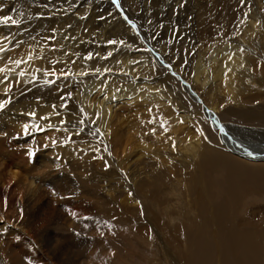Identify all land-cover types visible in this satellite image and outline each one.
<instances>
[{"label":"rangeland","instance_id":"rangeland-1","mask_svg":"<svg viewBox=\"0 0 264 264\" xmlns=\"http://www.w3.org/2000/svg\"><path fill=\"white\" fill-rule=\"evenodd\" d=\"M24 1V3H21L22 0H18L17 5L13 7V10L17 16L20 14L19 17H16V20L18 19L20 24H18V26H14L15 28L13 25L11 26L10 23L8 25L13 28V34L18 35V38L16 39V43L7 49L5 54L6 57L4 55L3 61L6 63L2 62L0 66L2 68L4 67V70L6 68V73H18L17 75H19L20 71H24L25 73L30 72L28 75H31L32 77L33 82L31 89L34 88L33 90H36L37 87L43 85L45 88L48 86V90L50 91L48 92L49 96L46 95L44 100H42L40 96L33 92L34 95H32L29 99H20L18 101V105L21 103L24 105L23 106L21 104V106L24 107H22L23 114L27 111L25 113V117H28L33 121L37 117H44L46 118V121L50 123H48L45 128V132L47 133L48 137L49 134L50 136L52 135L45 143L46 145H49L50 149L53 148V146L59 147V145L70 147L69 144H72L70 143L71 141H69L70 135L67 133L65 135V130L63 131L64 133L62 132L64 135H62L60 131L59 132L61 134H59V127L54 125V121L56 119L57 121L61 119H63V121H69L75 119L78 115L76 111L73 113V109L76 108V105L71 93L73 89L75 90L76 83L69 85L70 82L67 79L58 83L56 81L53 82V79H57L56 76L45 75L43 70L47 69L50 73L55 72L56 74H59L60 71L70 72L72 69L74 70L77 64L79 67L84 66V68L86 65H92V67L95 65L94 67L96 69H101L104 66L108 67L112 63H116L118 65L119 62H123L125 60L142 63L144 61L140 58H150L151 54L147 49L146 44L144 45V42L140 38L138 39L136 34L133 33L131 35L129 31L127 32L129 34L125 33L126 31L124 29H126V27H124L122 14L116 8L113 0ZM253 1L255 0H244L243 3L241 0H119V4L128 14V19H130V21L135 24L136 30L139 29L144 41L149 43L153 49L161 54L164 60H166L178 70L181 69L185 76L187 74L190 77L193 74L192 69L195 68L194 61L197 60L196 56H198L196 54H200L203 49H206L208 44H210L209 42L212 43L213 40L218 41L219 38H222L223 41H227V39L230 38L229 36L232 35L238 41V35L232 33V31L242 32L245 29L250 28L246 21L247 15L242 18V13L245 14L248 12V16L250 14L252 17H254L256 16V12L254 11L255 7V9L257 8L258 10L257 14H262H260V20L262 23H264V0H259V3L255 2L257 3L254 4L255 6L253 5ZM230 4H233V6L235 5V8L233 6V8L230 7ZM1 5L2 4L0 2V6ZM1 10L2 9L0 7V11ZM231 10H234L233 12L235 14L231 12ZM19 11L21 13H19ZM237 12L240 13L238 14ZM257 19L259 18L257 17ZM256 24H258V22H256ZM125 25L128 27L129 24L127 25L125 23ZM23 28L28 31L24 30ZM128 28L132 30L130 26ZM17 31L22 32H19L18 34ZM25 32L31 33V37L28 36L30 38L29 40L23 39L22 34ZM260 33L263 37H260V40L256 38L255 43L257 45L252 46V51L258 54H252L255 57V60L253 61L254 65L252 66L251 71L252 73L248 78L244 79L242 85L237 83V86H234L237 87L239 93L241 94V97H239L237 101H234L230 98L229 91H231V89H228L225 86V81L222 82L220 86L219 93L221 94V97L214 95V97L212 96L210 102L207 97L204 99V90H201L200 88L197 89L204 101H206L209 107H211L216 112L217 116L222 122L233 123L241 126L264 128V62L262 61V54L260 53L262 49H264V29H260ZM53 36L54 39H49ZM134 36L136 37L134 38ZM86 38L90 39V42H83L86 40ZM113 40L117 43L109 44V41ZM55 41L59 46L55 44ZM260 44L263 45L261 46ZM32 45H34L33 48ZM201 45H203L205 48ZM23 48H27V50L25 49V51ZM107 50L112 53V56L105 59V57L108 55ZM141 50L143 51V54L140 53L142 52ZM144 51H146V53ZM89 53H91L93 56L91 60L87 59ZM22 55H25L26 57L24 58ZM131 58H135V60H132ZM13 59L23 60L25 63L17 66L15 65L14 61H12ZM28 61L31 66L27 63ZM157 61L158 60L153 59L156 74L153 75L151 82L156 86L157 93L160 94L158 99H160L161 103L156 99L155 100L157 102L154 101V99L148 96V92H150L148 89H136L131 93V98H129L130 100H135V102L129 104V106H123V108L121 106L116 110L118 117L117 119H114L110 122V132L107 130L109 135L108 144L106 146L101 145V136H96L93 129L89 131L87 129H83L84 131H87L84 133L85 137L80 139V141L78 140L80 146L77 145V148H73L76 156L77 151L82 148L81 143L94 145L93 149L84 148L81 152V155L83 153L86 154V152H90V156L88 155L86 158H84L85 163L88 165L87 172H89V174L87 176L90 177L77 178L79 180L77 185L79 186L80 192L74 193V195L77 196L78 200L85 202L87 205L96 207L95 210H99L100 214L106 221H109L106 215L108 209H112L111 213L113 211L117 213L115 217L112 218L114 221H116V223L113 222L109 224L108 222H104L100 217L101 224H99V226L100 228H106L107 230L109 229L108 244L110 243V248H112V251L115 253V255H117L114 257L112 254L113 256L110 257V260L106 258L105 262L108 260L107 264H113L114 260H116V263L118 262L120 264H169L168 258L170 256H172L170 257L171 259H173V257L177 259L179 258V261L183 260L184 264H189L185 259H182V257H192L196 259L195 256H184L183 249L179 251V248L186 243L187 239L185 236L188 233H194L190 229L192 226L189 224V222H187L189 218L182 219L185 213L191 212L192 216L193 212H197L194 209L196 207L195 204L194 206L191 204L194 199V195L188 192V184L184 179V174L193 170L194 165L197 164L199 157L197 155L190 154V150H185V147L173 149V154H171L173 155V161L169 162L170 167L167 169V172L162 175L159 171L160 173L158 172V174L154 176L158 185L150 186L152 190L149 188V185H146L147 187L145 186L139 191L134 189L135 191L133 190L129 194L124 193L123 191L118 192V195L115 196V202H120V200L124 202V204H121L120 208L118 209H116V204H113L112 202L110 203L106 195L103 194L98 188L100 185L106 183L97 182L98 179L95 178L98 177V174H100V170L101 172L105 171L109 173L111 175L110 177H113L114 181V177L122 175V172L124 171L117 159H120L121 156L123 162H127L128 151L131 146L134 145L133 147H136L139 145V142L148 141L149 144H152L150 145L151 149L163 148L161 147L163 143H173V135H177L176 133L180 132L181 129H189L191 137L201 138L202 140L205 138L204 141H206V143L208 142V144L216 145L221 150L223 149V151L227 150L225 148L227 146L224 145V147L220 142L217 128H215L211 120L205 115V110L202 108L201 102H197V98L194 100L192 96H190L188 93H185L179 79L174 78L173 80V74L170 73L169 66H163V64ZM8 67L9 69H7ZM157 76H159L160 82L156 80ZM98 82L97 80L94 82L88 81L79 83L76 86V90L81 92H79L80 95H92L98 92L95 94V96L93 95L94 98L89 97L91 99L95 118L100 116L101 106L98 104V99H102L104 97V95L99 96L101 93L100 90L104 89L111 92L113 91V88L109 84H104L102 81ZM72 86L74 87L72 88ZM167 88L171 89V92H167ZM18 94L21 95V90L19 89L16 95ZM180 101H182V103H180ZM31 102L35 103L32 104ZM239 109L242 111L246 110L245 112L247 113L250 112L252 116H248V118L250 117L249 119L240 117L238 115L239 113H237V110L240 111ZM18 110L21 109L19 108ZM228 110L230 112H228ZM13 111L17 112L16 109ZM33 113L34 115H31ZM206 113L209 114L210 112ZM183 115L187 119L188 124L183 123ZM79 124L81 125V128L84 127V125H82L80 122ZM177 128L179 129L177 130ZM77 131V133L81 132L80 129H77ZM55 134L56 136L58 134L60 136H57L58 138L56 136L54 137ZM260 141H254L253 144L258 145L259 148L264 147V141ZM125 142L128 145L123 147ZM95 144H100V146L95 147ZM23 146L25 145L17 144L14 148L17 154L16 157L22 158L26 165L27 163L31 165L34 163L35 156L40 149V143L33 142L29 146ZM101 149H103V152L107 153V157L112 155L114 152L116 153V174L111 169H109L110 162L107 157H105L104 154L99 151ZM162 151H165L166 153L168 152V150ZM180 151L185 152L182 153ZM186 152L188 154H185ZM129 154L130 157L134 159L132 164L140 163L143 157H145L143 154V148L137 152H132L131 149ZM236 157L240 159V161H245L247 163L246 165L252 166V171H254L256 166L264 165V163H259L262 161L247 160L240 156ZM149 162L151 163V161ZM149 162L147 161L145 164H141L143 166L145 165L146 168L140 171L141 173L134 175L136 183L141 181L144 182V175L151 170ZM30 165L27 166L29 167ZM76 165L77 164L75 162V166ZM95 167L96 169L98 167L100 168V170L98 168L99 172L95 170ZM220 169L209 176L210 185L208 186V189L212 193L210 197H214L216 194L218 195V199L223 198L225 191V185L221 182ZM73 172L74 169H69L70 174H73ZM77 173L82 176L79 171ZM171 173H173L172 177L169 178L168 176H170ZM69 178L71 179L72 176H69ZM151 180L152 179H150V181ZM71 181L73 180L71 179ZM163 181L165 184L161 183ZM114 183L115 181L113 184ZM86 188H92L90 190L91 192H84ZM149 189L153 191L154 194H149ZM261 194L262 192L257 189L254 197H249L244 204L246 206H261L263 208L264 195ZM124 195H128L125 200L123 199ZM261 196H263V198H261ZM51 197L53 198L52 193ZM78 200H75L74 203H77ZM242 200H244V198H242ZM211 203L214 204L215 201ZM257 211H260V209L258 208ZM262 211L264 212V209ZM246 214L249 215L248 210H246ZM151 216L153 218H151ZM63 220L75 221L69 218V216L64 211L63 214L49 216L44 221L41 227L49 239L57 236V238L61 240V236L63 235L64 231L59 230L58 225ZM148 220L153 221V223L148 222ZM199 221L200 219L197 217L194 220L195 223ZM262 222H264V220L258 222L256 224L257 226L251 227L257 231L255 234L260 231ZM139 223H143V226L147 224L146 226L148 227L144 232V235L142 234L143 237H136L137 235L134 237L132 234L130 235L129 231H132ZM62 226L64 229L67 227V224L62 223ZM73 230L77 238H86L89 235V228L82 229L79 227L78 229ZM65 232L68 233V229H66ZM262 241L263 240L260 242V251H258L254 258L244 256L236 259L232 255H228L227 264H240L241 258H243L242 262L244 264H264V241ZM41 245V241L39 244H36V248L39 247L37 249L38 251H40ZM203 245L204 243H201L198 248ZM211 247L213 251L207 260V264H218L216 247L213 245V243H210L209 249H211ZM198 248V254H201L202 252H200L201 250ZM165 249H169L170 253L164 252ZM191 251L194 252L193 249ZM58 253L59 252L57 249L54 253L56 254L55 257L59 258L58 260L60 261L57 264H93V261L87 260V262L85 259H80L79 261L78 259H75L76 262L72 259H62V255L59 256L60 254ZM95 254H97L96 261H98V264H100V256L98 255L103 254L100 252V248L97 249ZM194 254L198 255L197 251H195ZM46 264H48V262Z\"/></svg>","mask_w":264,"mask_h":264},{"label":"bare ground","instance_id":"bare-ground-1","mask_svg":"<svg viewBox=\"0 0 264 264\" xmlns=\"http://www.w3.org/2000/svg\"><path fill=\"white\" fill-rule=\"evenodd\" d=\"M17 1L0 0L1 4L3 5L0 6L2 9L0 11V17L11 16L14 19H16V17H19L20 14L19 16H17V14L13 10V7L17 5ZM24 2L25 1L22 0L21 3ZM253 2L254 5L259 3V0H255ZM230 5V7L233 6V4ZM253 5L251 4L252 7ZM116 8L122 14L124 27H126V29H124L126 32H124L127 33L129 31L131 35L133 33L136 34L137 38H140L144 42V45L146 44V47L150 51L151 55L148 53L150 55V58H140L144 61L142 63L125 60L123 62H119L118 65L116 63H112L109 66L106 65L108 67L104 66L101 69L99 68V73L96 72V68L94 67L95 65H93V67L92 65H86V67L84 68V66L79 67L77 64L76 68L72 67L74 68V70L72 69V71H70L71 75L66 79L70 82L69 85L76 83L75 90L73 89L71 93L76 105V108L74 107L75 109H73V113H75L76 111L78 115L75 119L69 121H63V119L59 121H57L56 119L54 121V125L59 127L58 132L60 131L62 133L65 130V135L66 133L70 135L69 141H71L70 143L72 144H69V146L71 148L65 145H59V147L57 146L58 148L56 146H53V148L50 149L49 145L45 144L47 139L52 136H50L49 134L48 137L47 133L45 132L46 125L49 122H47L46 118L44 117H37L34 121L28 117H25V113L27 111L24 113L25 115L22 112V107L24 105L22 103L21 104L23 106H21V104L18 105V101L20 99H29L32 95H34L33 92L36 95L40 96L42 100H44V97H46V95L49 96L48 92L50 91L48 90V86L45 88L43 85L37 87L36 90H33L34 88L31 89L33 80L31 75H28L30 74V72L26 73L24 77H20L19 75H17L18 73H6V68L4 70V67L2 68L0 66V70H2L0 71V101H3L5 99H10L11 101L10 103H7L3 109H0V264H46L47 262L48 264H57L58 262H60L58 260L59 258L55 257L56 254H54L57 249L59 252L58 254H60L59 256L62 255V259H72L75 262V259H78V261L80 259H85L86 261H93V264H98V261H96L97 254H95L98 248H100V252L103 253L98 255L100 256V264H107L111 256H117L112 251V248H110V243L108 244L109 229L107 230L106 228H100L99 226V224H101L100 217L104 222H108L109 224L113 222L116 223V221H114L112 218H114L117 213L115 211L111 213L112 209H108L106 215L109 221H106L100 214V211L95 210L96 207L87 205L85 202L78 200L77 196L74 195V193L80 192L79 186L77 185L79 180L77 178L90 177L87 176L89 174V172H87L88 165L87 163H85L84 159L88 155L90 156V152H86V154L83 153L82 155L81 152L84 148L93 149L94 145L81 143L82 148H78L79 150L77 151L76 156L73 148H77V145H79L78 140L80 141V139H83L85 137L84 133L87 131H84L83 129H87L88 131L93 129L96 136H101V145L106 146L108 144L109 133L107 130H109L110 132V122L114 119H117L118 117V113H116V110L121 106L123 108V106H129V104L135 102V100H130L129 98H131V93L136 89H148V91H150L148 92V96L154 99V101L157 100L160 102V99H158L160 94L157 93L156 86L151 82L153 75L156 74L153 59L158 60L160 58L162 62L164 61L165 63H167L170 73L173 74V80L177 74L180 75L185 81V84L182 85L185 93L190 92L191 94H188L194 99H196L195 97L197 95L200 99L199 101L201 102V104L205 105L206 108L210 111L214 110L209 107L208 103L204 101V99L207 97L210 102L212 96L214 97V95L221 97L219 90L222 82L225 81V86L228 89H231V91H229L230 98L234 101H237L238 98L241 97V94L239 93L237 87L234 86H237V83L239 85H242L244 79L248 78L252 73V66L254 65L253 61L255 60V57L253 55H258L257 53L252 51V46L257 45L255 43L256 38L260 40V37H263L260 33V29H264V23H262L260 20L261 13L257 14L258 10L257 8L255 9V7V15L259 19H257L256 16L252 17L250 14L248 16V12L245 13V11L247 10L244 11L245 14L241 12L242 18L247 15L246 21L250 28L245 29L242 32L232 31V33L238 35V41L233 35L229 36L230 38L227 39V41H223L222 38H219L218 41L213 40L212 43H207V48L203 49L200 54H196L198 56H196L197 60L194 61L195 68L192 69L193 74L190 77L187 74L185 76V74H183L184 72H182L181 69L178 70L166 60H164L161 54L153 49V47L149 45V43L144 41L141 33L139 32V29L136 30L135 24L130 21V19H128V14L122 9V7H117L116 5ZM233 11L231 10V12ZM19 13L21 12L19 11ZM256 22H258V24H256ZM125 23L127 25L129 24L128 27L130 26L132 30H130L125 25ZM19 32L17 31L18 34ZM30 34L31 33L29 32L23 33V39L29 40L30 38L28 36L31 37ZM5 36H7L9 39L0 40V46L8 49L11 45L16 43L18 35L13 34V28H11L10 25L5 26L3 24H0V37ZM136 36H134V38ZM83 42H90V39L86 38V40H84ZM55 44L59 46L57 42ZM33 46L34 45H32V48ZM25 49L27 50V48ZM25 49L23 48V50ZM107 51L108 53L110 52L109 50ZM144 52L146 53V51ZM140 53L143 54V51ZM260 53L262 54L261 58L264 62V49H262ZM5 54L6 51L0 52V65L2 62H4L3 59ZM153 54L155 58L153 57ZM23 57L25 58L26 56L24 55ZM131 59L135 60V58ZM12 61L15 60L13 59ZM29 61L27 63L31 66ZM7 69H9V67ZM106 69H109L110 71H105ZM61 72L68 71H60L59 73ZM81 73H88V75H81ZM5 80H7V83L4 82ZM63 80H65L63 76H61V78L59 79H53V81H56L57 83L62 82ZM96 80L97 82L102 81L104 84H109L113 88L112 92L104 89L100 90L101 93L99 94V96L104 95V97L102 99H98V104L99 106H101L100 116L98 118L94 117L90 99L94 98L95 94L98 92L92 95L81 94V96V92L76 90V86L79 83L88 81L94 82ZM156 80L159 81V76L156 77ZM9 85H11V87H9ZM73 87L74 86H72V88ZM198 88L204 90V99L198 93ZM18 89L21 90V95H16ZM166 91L171 92V89L167 88ZM31 103L34 104L35 102ZM180 103H182V101H180ZM19 108L21 110H18ZM15 109L17 110V112L13 111ZM245 111L237 110V113H239L238 115L240 117L249 119L250 117L248 118V116L252 115L250 112L247 113ZM228 112L230 111L228 110ZM214 113L216 112L214 111ZM205 114L208 117L210 115V113ZM182 119L184 124H188V121L184 115L182 116ZM79 122L84 125L83 128H81ZM222 123L224 127L218 134V136L221 144H223V146H227H224L227 149V152L223 151V149L221 150L216 145L208 144V142L206 143V141H204L205 138H203L202 140L201 138L191 137L189 129H181V131L179 130L180 132H178L179 134L176 133L177 135H173V143H163V145L161 146L163 148L151 149L150 145L152 144H149L148 141L139 142V145H137L136 147H133V145L129 149L127 162H123L122 157L119 155L120 159L117 160L121 164V167L124 171L122 172V175L114 177V184L113 177H110L111 175L109 173L105 171L101 172L100 168L98 167L100 170L99 172L98 168L96 169L95 167V170L100 173L98 174V177H95L98 179L97 182H106L105 184H102L100 185V187H98L99 190L106 195L110 203H115L117 206L116 209H118L120 208L121 204H124L122 200H120V202H115V196L118 195V192L123 191L124 193L129 194L134 189L138 191L140 189H143L146 185H149V188L150 186L158 185V183H156L155 181L154 176L158 174L159 171L162 175L167 172V169L170 167L169 162L173 161V155H171L173 154V149H180L181 147H185V150H190V154L197 155L199 157L198 162L196 165H194L193 170L184 174V179L188 184V192L194 195V199L191 204L193 206L195 204L196 207L194 209L197 211L196 213L193 212L192 216L190 212L185 213L182 217V219L189 218L187 222H189V224L192 226L190 229L194 232L188 233L185 236L187 241L179 248V251L183 249L184 256L196 257V259L192 257H182V259H185L189 264H207V260L213 251L212 247L211 249H209L210 243H213V245L216 247L218 264H227L228 255H232L236 259L244 256L254 258L257 255L258 251H260L261 240L264 241V222H262L261 224L260 231L258 230L260 233L258 232L257 234H255L257 231L251 228L253 226H257L256 224L258 222L264 220V212L262 211L264 207H255L252 205L246 206L244 204L249 197H254L257 189L262 192L261 195H264V165H258L254 168V171H252V166L246 165L247 163L245 161H240V159L236 157L240 156L247 160L249 159L262 161L259 163H264V147L259 148L258 145L253 144L254 141H264V128L241 126L226 122ZM212 124L215 126V128H217V126L213 122ZM25 125H27V128H25ZM77 129H80L81 132L77 133L79 131H77ZM97 129H99V131H97ZM178 129L179 128H177V130ZM60 132L59 134H61ZM63 133L62 135H64ZM59 134L57 136H60ZM55 136L56 134L54 135V137ZM33 142L40 143V149L38 152L36 151L37 154L35 156L34 163L31 165L27 163V165H30L28 167L22 160V158L16 157L17 154L14 148L17 144L29 146ZM127 145L128 144L125 142L123 147H126ZM98 146H100V144H95V147ZM142 148L143 154L146 158L143 157L142 161L138 164H132L134 162V159L130 157V150L132 149V152H137ZM162 150H168V152L166 153ZM99 151L102 152L105 157H107V153L103 152V149ZM187 152L185 154H188ZM116 158L117 155L115 152L107 157L110 162L109 169H111L115 174ZM147 161H151V163L149 162L151 170L144 175V182L141 181L139 183H136L134 175L137 173H141L140 171L146 168L145 165L143 166L141 164H145ZM75 162L77 164L76 166ZM69 169H74L73 174L69 173ZM219 169L221 172V182L225 185V191L222 199H218V195L216 194L214 197H210L212 193L208 189V186L210 185L209 176H211L215 171H218ZM78 171L82 174L83 177L79 173H77ZM172 174L173 173H171V175L168 177H172ZM69 176H72L71 179L73 181H71ZM150 179L152 180L150 181ZM161 183L163 184L164 181ZM91 189L86 188L84 192H91ZM150 189L149 194H154V192L151 191L152 189ZM51 193L53 194V198L51 197ZM127 196L128 195H124L123 199L125 200ZM225 197L227 200L225 199ZM242 198H244V200H242ZM261 198H263V196H261ZM75 200H78L77 203H74ZM213 201H215L214 204L211 203ZM258 208L260 209V211H257ZM245 209L248 210L249 215L246 214ZM63 211L69 216V218L75 221L63 220L58 225L59 230L64 231L63 235L61 236V240H59L57 236L49 239L42 230L41 226L49 216L63 214ZM196 217L200 219V221L197 223L194 222ZM151 218L153 217L151 216ZM148 222L153 223V221L151 220H148ZM62 223H66L67 227L63 229ZM146 225L143 226V223H139L132 231H129L130 235L132 234V236L134 237L136 235V237H143L144 232L148 228ZM79 227H81L82 229L89 228V235L86 238L76 237L73 229L76 230ZM66 229H68V233L65 232ZM40 241L42 242V245L40 247V251H38L37 249L39 247L36 248V244H39ZM201 243H204V245L201 246L202 248H198ZM197 248L201 250V254H198L199 250H197ZM192 249L194 250V252L197 251L198 255H195L194 252L191 251ZM164 252L170 253L169 249H165ZM106 258H108V260L105 262ZM169 258V264H184L183 260H178L179 258ZM242 259L243 258H241L240 264H244L242 262ZM113 264L120 263H116V260H114Z\"/></svg>","mask_w":264,"mask_h":264},{"label":"snow or ice","instance_id":"snow-or-ice-1","mask_svg":"<svg viewBox=\"0 0 264 264\" xmlns=\"http://www.w3.org/2000/svg\"><path fill=\"white\" fill-rule=\"evenodd\" d=\"M241 2L243 3L244 0H241ZM113 3L117 5V7L120 6L119 4V0H113ZM9 22L11 23V25L13 26H18L19 24V21H17L16 19H14L13 17L11 16H4V17H0V24H3L5 26H7L9 24ZM9 38L7 36L5 37H0V40H8ZM49 39H54V36L53 37H50ZM117 42L116 41H109V44H116ZM123 43V42H121ZM7 51L6 48L0 46V52H5ZM112 56V53L109 52L108 55L105 57V59H107L108 57H111ZM93 58L92 54L89 53L88 56H87V59L91 60ZM14 63L17 65V66H20L22 63H25V61L23 60H15ZM2 71V70H0ZM105 71H110L109 69H106ZM96 72L99 73L100 72V69H96ZM44 74L45 75H55L57 79L61 78V76H63L65 79L71 75L70 72H61L59 74H56L55 72H52L50 73L47 69L44 70ZM26 75V73L24 71H20L19 72V76L20 77H24ZM81 75H88V73H81ZM4 82L7 83V80H5ZM54 82V81H53ZM9 87H11V85H9ZM69 98H70V94H69ZM10 99H5L3 101H0V109H3L5 107V105L7 103H10ZM31 115H34L31 114ZM25 128H27V125H25ZM97 131H99V129H97Z\"/></svg>","mask_w":264,"mask_h":264},{"label":"water","instance_id":"water-1","mask_svg":"<svg viewBox=\"0 0 264 264\" xmlns=\"http://www.w3.org/2000/svg\"><path fill=\"white\" fill-rule=\"evenodd\" d=\"M183 82V81H182ZM203 107H205V105H203Z\"/></svg>","mask_w":264,"mask_h":264}]
</instances>
